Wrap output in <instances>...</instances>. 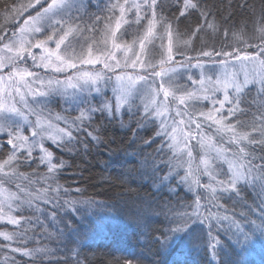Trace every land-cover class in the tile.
Listing matches in <instances>:
<instances>
[{
    "label": "snow or ice",
    "instance_id": "6c2138e0",
    "mask_svg": "<svg viewBox=\"0 0 264 264\" xmlns=\"http://www.w3.org/2000/svg\"><path fill=\"white\" fill-rule=\"evenodd\" d=\"M236 7L239 25L235 10L224 16L204 0H4L0 264H20L16 254L25 264H88L81 252L89 230L72 217L83 222L116 206L60 183L71 165L46 142L76 154L102 143L97 113L133 136L156 125L160 144L135 171L170 196L133 202L138 228L149 215L164 218L152 237L159 250L182 237L210 253L208 264H225L221 232L235 245L264 237V2L259 11L248 0ZM189 18L195 26L181 30ZM108 88L112 96L93 104ZM57 98L62 112L51 107ZM180 186L191 200L176 195Z\"/></svg>",
    "mask_w": 264,
    "mask_h": 264
},
{
    "label": "trees",
    "instance_id": "16d2710c",
    "mask_svg": "<svg viewBox=\"0 0 264 264\" xmlns=\"http://www.w3.org/2000/svg\"><path fill=\"white\" fill-rule=\"evenodd\" d=\"M27 3V0H7V3ZM166 3H175V0H165ZM264 0H248L250 6L257 11ZM4 0H0V11L3 10ZM207 5H215L221 14L227 16L235 10L233 22L237 25L241 22L244 12L236 5L239 0H204ZM233 7L229 8L228 4ZM90 11H95L91 8ZM169 14L171 12L169 11ZM198 15V13H197ZM0 16V23H3ZM191 24L195 26V19L189 18L181 25ZM15 27L9 25L10 30ZM55 112H62L61 105H56ZM75 114V113H74ZM97 124L102 128L103 142L95 144L84 151L81 147L79 154L62 152L54 144H47L49 150L53 151L57 160L67 161L71 167L65 168L60 174V183L83 187L86 195L97 201H105L114 204V210H99L98 215L81 222L72 217V222L81 229L89 230V237L84 243L81 258L87 257L88 264H117L128 259L133 264H208L210 253L197 246L189 247L182 237H173L166 251L158 249V245L152 241L164 231L166 222L164 218L149 215L145 218L143 225L137 227L134 222V213L137 211V204L133 201L137 198L144 201L153 199L163 201L170 196L167 189L155 193L151 182L145 180L143 175L137 173L140 160L145 154L152 151L160 144V137L155 136V123L147 124L139 130V136H133L129 128H122L117 121L109 122L100 113L96 114ZM123 119L128 122L130 116L124 110ZM135 126V121H131ZM84 138V135L81 134ZM153 137L155 143L146 146L141 143V138ZM122 178L123 184L117 179ZM207 182V178H203ZM175 184V181H173ZM176 195L188 201L192 194L185 191L183 186L178 187ZM118 212L119 216L109 218L106 214ZM113 219L119 223L118 228H113ZM223 252L221 258L225 264H264V237L259 234L251 236L248 241L241 237V244L235 245L227 235L221 232ZM163 239V237H161ZM50 247H57L53 242ZM63 247V245H59ZM59 255V253H58ZM20 264H25L28 258L16 254Z\"/></svg>",
    "mask_w": 264,
    "mask_h": 264
},
{
    "label": "rangeland",
    "instance_id": "374dc122",
    "mask_svg": "<svg viewBox=\"0 0 264 264\" xmlns=\"http://www.w3.org/2000/svg\"><path fill=\"white\" fill-rule=\"evenodd\" d=\"M33 14H34V13H33ZM21 23H22V21H21ZM11 25L18 26V25L15 24V22H13V24H11ZM126 38H127V39H130V37H126ZM30 63H31V61H29V64H30ZM194 71L197 73V76H198V70H194ZM105 92H106L105 97H96V98L92 101V103H93V104H98L101 100L106 99L107 97H111V96H112L111 88L106 89ZM137 103H139V101H137ZM57 104H58V105H61V108H62V109H63L64 107H66V105H62L61 102L59 101V98H57V99L55 100V102L51 105L52 109H54V108L56 107ZM53 111L55 112V110H53ZM209 131H210V130H209ZM25 134L30 135V130H29V131H26ZM0 139H4V138L0 137ZM47 144H52V143H51V141H47V142H46V145H47ZM46 147H47V146H46ZM181 174H183V173H181ZM0 255H2V253H0Z\"/></svg>",
    "mask_w": 264,
    "mask_h": 264
}]
</instances>
